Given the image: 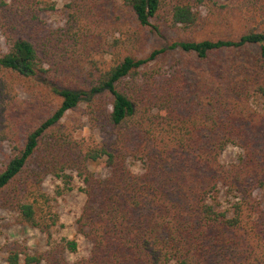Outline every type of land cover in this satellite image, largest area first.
Wrapping results in <instances>:
<instances>
[{"label":"trees","instance_id":"1","mask_svg":"<svg viewBox=\"0 0 264 264\" xmlns=\"http://www.w3.org/2000/svg\"><path fill=\"white\" fill-rule=\"evenodd\" d=\"M55 9L0 0V208L50 234L44 183L78 178L90 249L14 242L6 263L264 264V0H67L49 27Z\"/></svg>","mask_w":264,"mask_h":264},{"label":"rangeland","instance_id":"2","mask_svg":"<svg viewBox=\"0 0 264 264\" xmlns=\"http://www.w3.org/2000/svg\"><path fill=\"white\" fill-rule=\"evenodd\" d=\"M55 3L56 9L44 15V19L49 27H58L65 23L66 20V10L65 4L67 0H51ZM220 2L224 0H218ZM163 45L162 40L158 37L152 36L150 40V48L160 47ZM0 46H4V40L0 35ZM98 60L104 62L106 57L103 55H95ZM81 138H100V135L88 127H84ZM92 139V138H91ZM9 145L4 146L0 151V159L5 157V154L10 153ZM239 150L234 147H230L223 155V161L232 162L238 155ZM101 165L98 163L92 164L91 169L94 170L98 175L103 176L105 174L104 170H101ZM60 184V181L51 177H48L44 183L46 192L54 200L56 210L61 216V225L56 227L51 231L50 234L43 233L37 229L30 228L25 225H21L15 221L12 212L0 208V264L6 263L7 249L14 242L20 245L27 246L31 251H43L46 250L50 245L61 241L63 238H76L79 241V249L77 253L68 254L69 260H76L84 257L88 254L90 249V244L79 234H77L75 229V219L79 215L81 208L85 201L84 194L79 190L80 181L75 178L74 184L75 189L72 191H65L62 195H57L55 190ZM257 196L264 203V190L261 191ZM40 264H47L42 262Z\"/></svg>","mask_w":264,"mask_h":264}]
</instances>
